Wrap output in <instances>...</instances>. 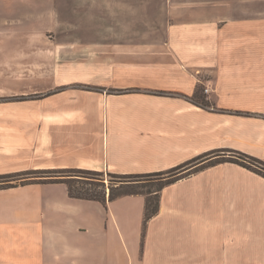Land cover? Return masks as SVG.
I'll use <instances>...</instances> for the list:
<instances>
[{"label":"crops","instance_id":"crops-1","mask_svg":"<svg viewBox=\"0 0 264 264\" xmlns=\"http://www.w3.org/2000/svg\"><path fill=\"white\" fill-rule=\"evenodd\" d=\"M2 1L12 8L13 0ZM6 15L0 30L20 28L27 38L34 21L13 24ZM123 17V9L115 21L107 13L90 26L100 30L93 37L83 22H69L67 36H55L54 51L41 56L50 67L0 68V175L71 168L145 174L220 149L264 161V22L232 21L230 44L259 52L253 58L238 47L230 59L210 54L204 28L192 39L172 28L161 46L141 43L139 33L126 37ZM11 35L0 31V40ZM207 70L208 106L200 107L192 98ZM144 205L141 195L105 205L73 199L62 183L0 190V264H264V178L237 164L164 187L145 228Z\"/></svg>","mask_w":264,"mask_h":264},{"label":"rangeland","instance_id":"rangeland-1","mask_svg":"<svg viewBox=\"0 0 264 264\" xmlns=\"http://www.w3.org/2000/svg\"><path fill=\"white\" fill-rule=\"evenodd\" d=\"M20 1V0H19ZM18 0H13L12 8L5 11L6 6L0 0V21L4 15L12 19L13 24H20L19 21H34L33 27L27 30V38L22 36L20 28L3 29L7 34H12L8 41L0 40V68L22 67L28 69H36L42 67H50L51 61L41 60L42 54H51L54 51L53 41L57 35L67 36L70 28L69 22L81 21L82 30L86 32L87 37H93L91 32H99L92 26L94 22L105 20L107 13L109 20H116L117 10L124 11V21H126V34L139 37L141 43L158 44L163 46L164 43L172 36V28H178L185 31L186 36L190 39V33L196 31V28L205 29L206 46L212 56L220 51L226 56L232 58V53L247 52L251 53L253 58L258 54V50L253 46L245 49L243 42L240 46L230 44L232 41V21L233 22H264V0H53V7L44 6L43 3L31 5L29 7L21 6ZM41 1V0H36ZM36 6V7H35ZM47 15V17H46ZM134 21V29L132 26ZM90 24L83 28L84 25ZM130 24V25H127ZM61 27L60 30L57 28ZM190 28V29H189ZM80 29V30H81ZM75 30V28L71 29ZM79 30V31H80ZM193 35H197L193 33ZM22 36V37H21ZM194 37V36H193ZM195 38V37H194ZM2 39V38H1ZM12 41V42H11ZM212 41V43H211ZM227 41V42H226ZM224 43V44H223ZM237 44V43H236ZM239 47V50L237 48ZM4 48V49H2ZM61 50L67 49L66 45H60ZM252 49V50H251ZM26 52L29 60L16 61L9 58V53L13 56ZM51 56V55H49ZM8 57V58H7ZM248 61V60H247ZM253 67H258V61H248ZM44 64H48L45 65ZM226 67L231 68L228 58L224 61ZM216 70L214 67L210 68ZM205 78H198L197 91L198 94L193 96L192 101L198 103H208L205 99L207 88L209 87L208 75L210 71H205ZM25 97H4L3 102L19 101ZM229 150V149H227ZM217 155L224 157H232L231 152H220ZM236 156V155H235ZM76 178H94L103 180L106 186H110V177L107 174L102 176H90L78 174L75 172L68 173ZM152 179L151 181H154ZM156 182L150 184L147 189H155Z\"/></svg>","mask_w":264,"mask_h":264},{"label":"trees","instance_id":"trees-1","mask_svg":"<svg viewBox=\"0 0 264 264\" xmlns=\"http://www.w3.org/2000/svg\"><path fill=\"white\" fill-rule=\"evenodd\" d=\"M87 89L100 91V88L89 87ZM158 94L165 95L166 93L159 92ZM197 94L198 91H196L194 96ZM25 99L22 98V100ZM193 103L200 107L208 106L207 103H198L196 101ZM220 152H231L232 157L217 155ZM221 163L237 164L264 178V161L234 150L220 149L200 154L170 169L145 174H117L71 168L30 170L0 175V190L29 184L62 183L66 185L70 198L95 201L103 205L106 202H111L123 196L141 195L145 199L143 215V228H145L146 223L158 213L159 194L164 187L200 172L205 168ZM71 172L90 176L107 174L112 180L109 182L110 186H106L102 179L98 180L91 177L85 179L66 175ZM152 179L155 180L151 181ZM153 182H156L155 189H147Z\"/></svg>","mask_w":264,"mask_h":264},{"label":"built area","instance_id":"built-area-1","mask_svg":"<svg viewBox=\"0 0 264 264\" xmlns=\"http://www.w3.org/2000/svg\"><path fill=\"white\" fill-rule=\"evenodd\" d=\"M207 90H205V92H206Z\"/></svg>","mask_w":264,"mask_h":264}]
</instances>
